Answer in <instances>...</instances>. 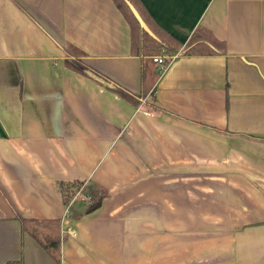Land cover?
I'll use <instances>...</instances> for the list:
<instances>
[{"label":"crops","instance_id":"1","mask_svg":"<svg viewBox=\"0 0 264 264\" xmlns=\"http://www.w3.org/2000/svg\"><path fill=\"white\" fill-rule=\"evenodd\" d=\"M140 1L164 68L114 0H0V264H264V0ZM201 26L225 49L183 52ZM74 181L97 209L66 215ZM22 218H59L58 253Z\"/></svg>","mask_w":264,"mask_h":264},{"label":"trees","instance_id":"2","mask_svg":"<svg viewBox=\"0 0 264 264\" xmlns=\"http://www.w3.org/2000/svg\"><path fill=\"white\" fill-rule=\"evenodd\" d=\"M116 5L119 7L125 18L131 27V45L133 53L156 55L161 54L164 50L170 53L177 52L181 47V43L173 37L171 34L164 31L151 17L145 6L140 0H114ZM130 5L139 13L147 27L145 30L141 27L139 21L133 14ZM70 51L74 54H79L78 49L74 46H68ZM225 49V42L219 40L213 35V33L206 27H197L192 33L189 41L183 48L185 53H218ZM66 63L76 69H79L77 65L83 66L79 59L66 60ZM86 69V65H84ZM90 70V69H89ZM92 71V70H91ZM94 72V71H93ZM97 74L96 72H94ZM102 77V76H101ZM104 78L105 83L109 85L114 91L119 93L124 98L132 101L136 104L139 103V99L142 95H135L125 89L118 83L111 81L107 77ZM80 183L74 181L65 185L64 190L66 192V199H70L74 194ZM84 191L91 195V201L87 204L86 211L91 212L97 209L102 202L104 191L92 186H85ZM23 228L29 230L38 241L52 253H58L59 248V233L61 228V220L59 218L53 219H26L22 218ZM5 264H23V259H12L8 260Z\"/></svg>","mask_w":264,"mask_h":264},{"label":"built area","instance_id":"3","mask_svg":"<svg viewBox=\"0 0 264 264\" xmlns=\"http://www.w3.org/2000/svg\"><path fill=\"white\" fill-rule=\"evenodd\" d=\"M174 57H176L175 53L164 52V53H161L160 55H154L152 58L154 61L158 62L161 65V68H164L165 65H167L169 61L173 59ZM84 187H85L84 184L80 185L79 187H77L72 197L70 199L68 198L66 199V204H67L66 215L70 213V206L77 199L87 202V203L91 201V195L84 191Z\"/></svg>","mask_w":264,"mask_h":264},{"label":"water","instance_id":"4","mask_svg":"<svg viewBox=\"0 0 264 264\" xmlns=\"http://www.w3.org/2000/svg\"><path fill=\"white\" fill-rule=\"evenodd\" d=\"M129 6H130V8H131L133 14L135 15V17H136L137 20L139 21L141 27L144 28L145 30L149 31V30H148L149 28L147 27V25L145 24V22L143 21V19H142L141 16L139 15V13L135 10V8H134L132 5H130V4H129Z\"/></svg>","mask_w":264,"mask_h":264}]
</instances>
